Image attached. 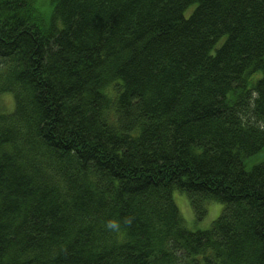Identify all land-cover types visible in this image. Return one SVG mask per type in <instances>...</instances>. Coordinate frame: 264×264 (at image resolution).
<instances>
[{
    "label": "trees",
    "instance_id": "16d2710c",
    "mask_svg": "<svg viewBox=\"0 0 264 264\" xmlns=\"http://www.w3.org/2000/svg\"><path fill=\"white\" fill-rule=\"evenodd\" d=\"M53 1L0 0V264H264V0Z\"/></svg>",
    "mask_w": 264,
    "mask_h": 264
},
{
    "label": "rangeland",
    "instance_id": "374dc122",
    "mask_svg": "<svg viewBox=\"0 0 264 264\" xmlns=\"http://www.w3.org/2000/svg\"><path fill=\"white\" fill-rule=\"evenodd\" d=\"M32 3L35 10L41 13L43 20L47 23V25H57V23L55 24V22H53V17H51L52 11L49 0H32ZM188 13H190V11L187 12V15ZM2 105L10 108L11 110L13 108L12 97H2ZM174 200L183 220L185 221L186 227L192 231L209 229L212 223L220 217L223 209V206L217 202H208V216L202 221H197L194 218L193 211L185 195L175 191Z\"/></svg>",
    "mask_w": 264,
    "mask_h": 264
},
{
    "label": "bare ground",
    "instance_id": "6f19581e",
    "mask_svg": "<svg viewBox=\"0 0 264 264\" xmlns=\"http://www.w3.org/2000/svg\"><path fill=\"white\" fill-rule=\"evenodd\" d=\"M50 1V4H51V17H53V15H54V12H53V10H54V4H55V2L53 1V0H49ZM187 15V14H186ZM188 15H189V13H188ZM187 15V16H188ZM36 16L40 19V21L36 24L40 29H42V31H44L45 32V30H48L49 28H50V26L51 25H47V23L43 20V17H42V15H41V13L40 12H37V14H36ZM57 23V22H56ZM57 27L59 28L60 27V24H58L57 23ZM1 110V113H2V115H7V114H10L11 113V111H10V108H8V107H6V106H2V108L0 109ZM259 150H261L259 153V155H257L255 158H253V159H251V160H247V168H248V170H250V168L253 166V165H256V164H258V163H260V162H264V145L263 146H261L260 148H259ZM223 212H224V210L222 209V212H221V215L220 216H222L223 215ZM208 216V210H207V207H206V213L204 214V216H203V219L202 220H204L206 217ZM194 218H195V220H197L198 218L194 215ZM201 220V221H202ZM184 221V220H183ZM198 221V220H197ZM216 221V220H215ZM214 221V222H215ZM213 222V223H214ZM212 223V224H213ZM184 225H185V227H186V224H185V221H184ZM212 226V225H211ZM210 226V227H211ZM187 228V227H186ZM188 229V228H187ZM188 230H190V229H188ZM206 230H208V229H206ZM190 231H192V230H190ZM197 231H201V230H197Z\"/></svg>",
    "mask_w": 264,
    "mask_h": 264
},
{
    "label": "clouds",
    "instance_id": "9594fccd",
    "mask_svg": "<svg viewBox=\"0 0 264 264\" xmlns=\"http://www.w3.org/2000/svg\"><path fill=\"white\" fill-rule=\"evenodd\" d=\"M125 223L130 225L131 224V220L130 219H126ZM106 227L108 229H111V230H114V231H118L119 228H120V224L116 220H110V221L107 222Z\"/></svg>",
    "mask_w": 264,
    "mask_h": 264
}]
</instances>
